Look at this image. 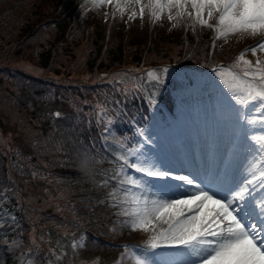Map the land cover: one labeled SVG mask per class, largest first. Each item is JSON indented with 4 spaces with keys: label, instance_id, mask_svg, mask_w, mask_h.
Returning a JSON list of instances; mask_svg holds the SVG:
<instances>
[{
    "label": "trees",
    "instance_id": "16d2710c",
    "mask_svg": "<svg viewBox=\"0 0 264 264\" xmlns=\"http://www.w3.org/2000/svg\"><path fill=\"white\" fill-rule=\"evenodd\" d=\"M78 13L69 0H0V202L15 209L9 228L29 264H45L59 240L81 234L91 253L108 246L91 236L107 237L105 229H92L105 224L93 201L97 191L102 194L100 175L115 171L107 162L113 153L103 144L104 130L110 123L125 146L131 135L136 144L128 120L140 125L149 116L136 86L126 95L108 78L170 64L202 68L231 56L207 57L205 39L183 44L163 35L146 44L145 32L120 27L104 41L102 17ZM11 61L28 62L37 75ZM153 86L162 89L159 99L170 109L164 85ZM114 87L116 99H106Z\"/></svg>",
    "mask_w": 264,
    "mask_h": 264
},
{
    "label": "rangeland",
    "instance_id": "374dc122",
    "mask_svg": "<svg viewBox=\"0 0 264 264\" xmlns=\"http://www.w3.org/2000/svg\"><path fill=\"white\" fill-rule=\"evenodd\" d=\"M121 2L123 3V0H121ZM71 3H76L81 11H84V6H89L101 15L104 14L106 17L109 16V18H107V20L110 21L109 27L113 29L115 28L114 24L119 21L129 25L132 30H136L137 32L141 29L145 30L146 27L151 25L152 28L156 29L149 30V34L155 36V31L163 32L166 28H180L184 25L191 27L192 31V26L194 25V30H200L208 37L216 39L215 42L217 44L225 39H217L214 31L206 27H201L199 24H194V21L188 16H184L179 20L170 21L167 19V15H164L160 20H154L148 14L147 10L143 17H141L139 6H136L135 8H126L123 14L119 12L118 18V14L113 15L114 5L104 4L97 7L94 6L93 0H71ZM133 12H135L136 15L133 16ZM130 16H132L131 19H129ZM121 23L118 24L121 25ZM229 37L233 38L236 47H243L245 45L257 47L259 43L264 42V38L260 36L255 38L248 36ZM162 53H165V51L163 50ZM239 56L240 55L236 56V59L231 65V71L237 74H241V69L243 67H241L242 62L237 64V58ZM246 58L253 64H255L257 59L264 61V51L258 50L256 56L247 53L245 59ZM18 61H11L10 65L22 68L24 72L31 75H37L31 64ZM172 66L174 65L170 64L163 66L162 69L151 68L145 72V75H136L133 77L131 74L127 76L120 71L113 74L112 78H108V82L112 83V81H115L120 85L122 93L129 95L130 91L128 87L131 86V89L136 86L146 98L148 101L149 116L142 117V123L139 127L137 126L135 128V132H143V135H145L148 141L157 149L156 155L152 151H149L145 156V152L143 150L141 151V148H139V143L136 142L135 144L133 142L132 135L129 136V138L126 137V139H129V144L124 146L125 142L116 138L111 130L113 126L110 123L109 125L111 128L109 125H106L105 130L107 131L104 135V146L106 149L113 152V156L109 157L107 162L110 163L111 166L120 168L121 172L119 174L117 173L118 170H115L116 174L111 173V175H104L102 172L100 175L102 178L99 180V184L101 185L102 194L100 195V192L97 191L98 194L93 201L97 204L100 203L101 209L98 211V214L102 215L101 219L103 221L105 220V228L98 227L97 225L99 224L95 223L92 229H108L109 226L110 235L116 239H120L119 245H121V247H119L118 252L120 258L118 259L121 260V262L119 264H135L133 253L141 254L147 239L146 234L139 231H131L129 225L125 224L127 218L120 214L121 208L123 207V205L119 204V200L122 198L120 195V180L123 178L124 174L139 176V173L131 171L128 166L124 164L125 159L129 162H133L136 156H139L140 160H146L157 169L167 171L171 175H189L199 182L202 187H205L210 192L216 193V195L221 198H230L240 187L244 186L249 176H253L262 169L264 170V156H261L257 152L255 145L249 139V137L254 134H260L259 130L261 125L259 124H253L251 126L245 124L243 137L239 142L236 155L229 164L227 174L221 166L224 150L231 139L238 117L235 109L228 111L225 107V104L231 101L229 91L224 83V80H229L228 78H230L226 75L228 71L224 69L217 70L210 78L206 74L201 73H185L184 76L177 72L167 74ZM165 69H167L166 72L164 71ZM221 71L225 73L224 80L217 74ZM149 73L152 75H149ZM162 76L165 81L173 80L175 83L173 94L175 100L177 99L178 108L173 105L170 114L174 123L170 121L169 116L166 115L162 107L154 101L158 99V95L161 93L162 89L159 87L161 90H156V87L153 86V82L164 85V83H162ZM155 77H159V81ZM183 80H185V82H183ZM117 89L118 87H114L108 93L110 96H105L106 99H116L115 93ZM148 96L150 98H148ZM107 104L109 105V109H111L110 106H112V103ZM51 105L50 103L40 107H51ZM100 107H102V103ZM113 108L115 107L113 106ZM53 109L54 108H52L51 111ZM262 111L264 110L257 109L256 111H250L248 112V117L254 121L259 120ZM136 116L137 115H134L135 118H139ZM158 132L162 133V139L158 135ZM214 133L215 135L213 136ZM177 135H181L182 137L181 142L185 147L188 162L182 158L181 153H178ZM119 141L124 145L118 144L117 142ZM211 142L214 143V151L212 149L211 152H208V147ZM143 179L150 180L151 184L170 196H180L184 194L185 189L188 188V186L182 185L180 182L172 180L171 178H167V181L171 179L169 183H167V181L165 182L164 179H153L149 177H143ZM188 190L194 191V189ZM110 193L112 195H110ZM261 198L264 200V190H261L258 193V197L255 199H251L250 196L249 199L245 198V201H237V203L245 207V212L248 213L247 216L241 213V217L245 219L246 223L250 225L255 223L260 224L261 220L264 219V213L261 212L260 207ZM15 219V209H11L4 202H0V264L30 263L29 257L25 255V252L19 249L20 239L14 237L9 228V225L12 224ZM58 242L59 243H56V247H54V252L47 259L45 264H52V262L59 264H83L84 262H90L91 254L87 251H84V258H77L80 255V252L77 250L79 244L76 245L78 241L65 243L59 240ZM72 243L76 246H73ZM112 249H117V246L116 248L115 246L112 247ZM181 251L180 249L170 248L147 250L149 257L151 258L154 256L161 264H183L184 257L180 254Z\"/></svg>",
    "mask_w": 264,
    "mask_h": 264
},
{
    "label": "snow or ice",
    "instance_id": "6c2138e0",
    "mask_svg": "<svg viewBox=\"0 0 264 264\" xmlns=\"http://www.w3.org/2000/svg\"><path fill=\"white\" fill-rule=\"evenodd\" d=\"M93 4L97 7L114 5L121 14L126 8L139 6L141 17L147 10L154 20L164 15L170 21L188 16L194 24L214 31L217 39L264 38V0H123V3L121 0H93ZM258 50L264 51V42L248 49L253 56ZM240 62L243 64L241 74L230 70L226 73L230 80H224L222 71L217 74L229 91L238 121L249 126L261 125L260 134L249 139L264 156V111L259 120L248 117L250 111L264 110V61L257 59L253 64L242 53L237 58V64ZM155 78L159 81V77ZM124 164L140 176L124 174L120 180L119 204L123 205L120 214L127 218L125 224L131 231L147 235L141 254L133 253L135 264H161L147 252L160 248L182 250L183 264H264V219L260 224L246 223L241 213L245 216L248 213L237 203L245 201L251 189L240 187L230 198H221L189 175H171L140 160L139 156L133 162L125 159ZM143 177L171 178L188 188L180 196H170ZM256 181L264 187V170L255 179H248L247 184ZM260 207L264 213V204Z\"/></svg>",
    "mask_w": 264,
    "mask_h": 264
},
{
    "label": "bare ground",
    "instance_id": "6f19581e",
    "mask_svg": "<svg viewBox=\"0 0 264 264\" xmlns=\"http://www.w3.org/2000/svg\"><path fill=\"white\" fill-rule=\"evenodd\" d=\"M192 168V167H191ZM185 169V168H184ZM194 171V170H193ZM243 187H247V183H246V185H244ZM227 190V189H226Z\"/></svg>",
    "mask_w": 264,
    "mask_h": 264
}]
</instances>
